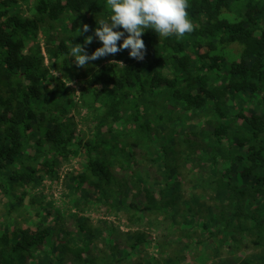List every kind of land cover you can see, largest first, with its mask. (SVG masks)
Returning <instances> with one entry per match:
<instances>
[{
	"label": "trees",
	"instance_id": "trees-1",
	"mask_svg": "<svg viewBox=\"0 0 264 264\" xmlns=\"http://www.w3.org/2000/svg\"><path fill=\"white\" fill-rule=\"evenodd\" d=\"M188 2L191 34L146 29L142 61L125 49L81 68L70 46L106 0H0V264H264V0ZM73 159L65 213L43 183ZM95 203L128 222L130 258L93 244ZM160 220L153 239L142 226Z\"/></svg>",
	"mask_w": 264,
	"mask_h": 264
},
{
	"label": "clouds",
	"instance_id": "clouds-1",
	"mask_svg": "<svg viewBox=\"0 0 264 264\" xmlns=\"http://www.w3.org/2000/svg\"><path fill=\"white\" fill-rule=\"evenodd\" d=\"M106 3L111 14L106 20L96 19L94 36H86L84 44L70 46L69 55L75 58L77 67L83 68L90 61L115 55L125 49L131 50V58L142 61L146 55V45L142 39L146 29L154 30L159 38L173 35L183 38L196 27L187 11L188 0H106ZM120 28L123 31L114 30ZM89 31V25L83 24L81 35ZM94 37L99 38L102 47L89 55L85 45H90ZM121 39L123 43L118 46Z\"/></svg>",
	"mask_w": 264,
	"mask_h": 264
},
{
	"label": "rangeland",
	"instance_id": "rangeland-1",
	"mask_svg": "<svg viewBox=\"0 0 264 264\" xmlns=\"http://www.w3.org/2000/svg\"><path fill=\"white\" fill-rule=\"evenodd\" d=\"M78 118V117H77ZM90 122L88 121H84L82 123L79 124V129L80 130H85L89 131L87 129L86 124L88 125ZM89 128V127H88ZM79 164L78 160L73 159V161H71L69 164H65L62 165L61 167V181L59 184H52L50 183L48 180L44 181L43 183V187H44V192L45 193H49V191H51L52 195H53V204L54 207L58 210H60V212H74L76 211V208H74L73 206H71V200L64 195L65 193H68V185L64 184L63 182V176L65 174V172L71 170L72 168H74L75 166H77ZM31 196L27 195L24 197L23 199V204L19 209H26V211L28 210L31 214L34 213V209H33V205L31 203ZM6 207L4 201L0 202V217H2V215H4L3 212V208ZM100 207L101 204L100 203H95L94 205H90V207H88L89 209L86 211L88 213L84 214L86 215L87 218H89V223L91 224V226L94 228V239H93V244L96 246H98L99 250H103L104 251V255L106 254H110L111 250L113 249L114 251H117L120 253L123 252L125 257L130 258V256L128 255L126 248H125V239L126 236L123 234L125 231H127L129 225H127L128 222H126L124 219L122 218H116L112 215H110V217H104L102 216V214L100 213ZM83 211V210H82ZM81 211V212H82ZM85 213V212H82ZM2 219V218H1ZM24 218L22 217V220ZM70 219V218H69ZM69 219L67 218V221H69ZM158 220V219H157ZM117 227L119 229L118 232H114L111 233L110 229L111 227ZM135 227V226H132ZM168 227V224L164 221H157V223L154 224H148L146 222H144L142 228L146 229V231L150 232L152 234L153 239H163L161 238L162 235L160 234V229H165ZM168 229V228H167ZM175 235H171L172 239H175ZM50 241V240H49ZM49 241H47V245H49ZM113 244V245H112ZM95 246L91 245L92 249L95 248ZM96 246V247H97ZM110 248H109V247ZM155 244L150 243L148 246L146 245L144 247L143 250V256L141 257H145L146 255H148V257H157V253L156 250L154 248ZM97 249V251H98ZM223 251L224 248H222ZM116 252V254L118 255V253ZM197 252V251H195ZM204 252L200 253L202 255V258L205 256L203 254ZM241 256L244 255V253L240 252L239 253ZM229 256V255H227ZM226 254H221V257H216L214 259H208L207 261H203V263H215L214 261H216V264H219V262H221L222 259H225ZM121 257V256H120ZM124 257V256H122ZM224 257V258H223ZM195 259L191 260V264H193L192 261H194ZM124 261L122 259L121 262H119L120 264H123ZM218 262V263H217ZM70 264V263H68ZM73 264V263H72Z\"/></svg>",
	"mask_w": 264,
	"mask_h": 264
}]
</instances>
